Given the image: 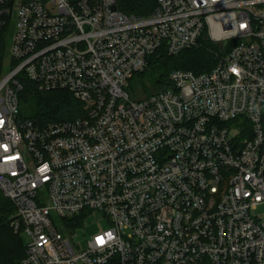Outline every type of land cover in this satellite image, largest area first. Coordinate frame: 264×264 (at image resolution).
<instances>
[{"label":"built area","instance_id":"1","mask_svg":"<svg viewBox=\"0 0 264 264\" xmlns=\"http://www.w3.org/2000/svg\"><path fill=\"white\" fill-rule=\"evenodd\" d=\"M202 37L220 47L213 69L130 96L149 55ZM22 77L84 114L22 118ZM0 194L29 238L19 264H264V0H156L147 15L119 0H0ZM93 211L110 225L78 249Z\"/></svg>","mask_w":264,"mask_h":264},{"label":"trees","instance_id":"2","mask_svg":"<svg viewBox=\"0 0 264 264\" xmlns=\"http://www.w3.org/2000/svg\"><path fill=\"white\" fill-rule=\"evenodd\" d=\"M156 7V0H119V8L128 14L147 15ZM220 47L205 37L197 47L170 55L164 47L147 57L148 66L135 73L129 81L128 92L133 99H141L172 87L169 79L174 70H190L197 74L208 72L218 62ZM19 93L20 116L36 119L42 124L74 120L84 114L83 103L65 90L42 91L27 77L21 78ZM15 207L0 196V264H19L26 253L22 235L10 226Z\"/></svg>","mask_w":264,"mask_h":264},{"label":"rangeland","instance_id":"3","mask_svg":"<svg viewBox=\"0 0 264 264\" xmlns=\"http://www.w3.org/2000/svg\"><path fill=\"white\" fill-rule=\"evenodd\" d=\"M6 69L8 70V59L11 60L10 44L3 51ZM2 196V194H0ZM3 197V196H2ZM255 215L264 217V204H260L255 210ZM60 227V219H55ZM110 225L108 218L100 211L88 212L86 217L79 221V225L72 232V240L78 249H86L88 240L96 233L108 228ZM25 243L29 241L27 235H23Z\"/></svg>","mask_w":264,"mask_h":264}]
</instances>
